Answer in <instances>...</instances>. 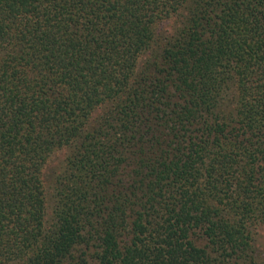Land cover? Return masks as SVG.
<instances>
[{"label": "trees", "instance_id": "trees-1", "mask_svg": "<svg viewBox=\"0 0 264 264\" xmlns=\"http://www.w3.org/2000/svg\"><path fill=\"white\" fill-rule=\"evenodd\" d=\"M256 224L264 0H0V264H260Z\"/></svg>", "mask_w": 264, "mask_h": 264}, {"label": "rangeland", "instance_id": "rangeland-1", "mask_svg": "<svg viewBox=\"0 0 264 264\" xmlns=\"http://www.w3.org/2000/svg\"><path fill=\"white\" fill-rule=\"evenodd\" d=\"M176 25V21L173 18H170L155 26L156 40L153 44V49L161 46L164 38L173 32ZM149 56L150 51L141 55L138 59V67H141L142 63ZM97 114H99V109L93 113V116H96ZM68 154L69 149H67L66 147L55 150L49 156L42 170V180L47 196L48 218L54 203L53 191L55 181L58 175L62 173L65 168L66 158ZM249 233L251 237V245L254 256L260 264H264V227L261 224L253 225L249 228Z\"/></svg>", "mask_w": 264, "mask_h": 264}]
</instances>
